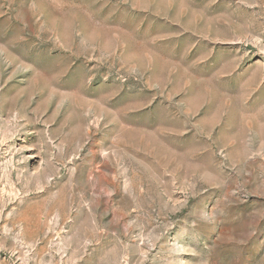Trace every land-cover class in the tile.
Masks as SVG:
<instances>
[{
    "label": "rangeland",
    "instance_id": "obj_1",
    "mask_svg": "<svg viewBox=\"0 0 264 264\" xmlns=\"http://www.w3.org/2000/svg\"><path fill=\"white\" fill-rule=\"evenodd\" d=\"M0 264H264V0H0Z\"/></svg>",
    "mask_w": 264,
    "mask_h": 264
}]
</instances>
